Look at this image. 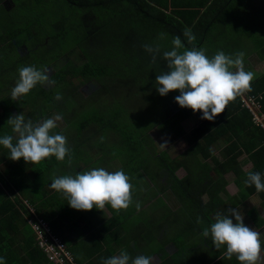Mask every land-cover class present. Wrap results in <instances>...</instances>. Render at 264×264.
<instances>
[{
  "label": "trees",
  "instance_id": "obj_1",
  "mask_svg": "<svg viewBox=\"0 0 264 264\" xmlns=\"http://www.w3.org/2000/svg\"><path fill=\"white\" fill-rule=\"evenodd\" d=\"M2 1L0 32L9 39L0 46V137L12 134L7 124L11 116L23 113L26 120L30 118L36 122L59 114L63 127L53 129L52 134L64 135L72 152L70 165L67 156L64 162L52 156L32 164L25 163L23 158L10 160L8 150L0 146V165L5 166L0 169V257L6 264L46 263L44 255L36 247L31 222L28 223L29 219L34 221L37 218L46 220L52 234L59 237L70 254L75 256L76 251L70 250L69 246L72 241L64 238L62 229L76 230L74 235L80 238L85 230L79 228L80 223L86 221L88 214L99 215V210L95 206L90 211L68 207L62 193L51 189L50 184L54 177L75 176L78 172L109 166L114 172L123 170L129 176L133 186L132 203L136 202L134 209H137V203L139 208L149 206V211L160 208L155 213L142 215L141 221L146 220L151 225L152 236L167 235L173 242L175 252L169 257L168 264H188L190 254H196V264H233L224 256L226 247L216 250L210 237L205 238L201 233L204 227H210L214 222L217 212L238 209L252 195L260 200L264 214V191L258 192L254 185L247 186L244 183L246 175L241 182L244 184L241 190L235 196H229L218 173L223 172V168L228 169L236 180L239 179V172H242L235 161L237 155L217 164L209 145L218 137L224 136L226 141L227 135L230 140L228 147L233 150L241 144L246 150L251 163L248 172H259L264 180V129L252 123L249 112L236 97L225 108L231 112L227 118L219 117V114L209 121L201 119L202 113L198 111L195 113L198 123L185 130L180 121L191 109L178 108L172 112L175 97L171 95H175L177 90L161 96L154 81L157 75L168 71L163 52L172 49V40L179 36L188 46L203 43L207 40L205 32L216 21V15L209 13L222 12L225 7H231L229 4L234 5L235 0L229 4L227 0H214V10L209 11L211 5L205 8L192 24L145 0H11L14 7L10 10L1 6ZM248 3L252 4L249 0ZM51 4L57 6L56 11ZM253 8L256 9L255 17L246 16V11L238 17L239 28L233 32H241L240 41L253 40L250 27L256 26L260 16L264 18V5L257 4ZM101 9L105 11L100 13ZM116 10L133 16L124 15L121 21H110L105 29L99 28V22L105 21ZM232 10L236 13L235 9L230 12ZM84 28L88 34L78 43L75 33ZM185 28L192 30L197 44H188L183 36ZM98 30H108V33L100 36ZM126 31L133 36L134 44L123 43L125 50L117 47V38ZM27 32L34 34L28 35ZM218 37L222 43L214 46L219 51L236 49L239 43L231 38L229 30ZM209 43L212 45L215 41ZM145 44L160 45V54L155 62L145 51ZM75 48L79 50V60L69 57L66 61H59L64 53ZM125 61L128 65L122 66L120 62ZM24 66L38 69L54 66L49 76L55 84H38L27 95L12 100L11 89L19 78L18 69ZM161 68L164 71H160ZM262 75L252 81L251 90L245 92L254 95L263 89L260 104L264 109ZM90 80H95L98 85L84 98L80 89ZM58 93L62 97L60 100L55 99ZM152 125L158 127L168 143L181 138L187 145L184 151L177 157H171L169 150L155 148L148 131ZM144 138L148 143H144ZM253 143L256 149L248 153ZM93 149H96L97 156L91 154ZM179 166L186 175L177 181L174 171ZM211 169H215L218 180H212L208 175ZM140 171L153 185L145 194L138 185L139 178H134ZM25 201L33 211L27 209ZM225 203L229 208L224 206ZM105 207L111 208L109 204ZM55 208L63 211L56 212ZM239 211L241 214L245 211L244 224L248 227L251 224L261 234V251L264 253V219L253 208ZM198 217L203 223H197ZM232 218L235 223V218ZM114 220L120 221L118 218ZM86 226L89 229L91 222ZM92 240L99 247L96 239ZM93 249L97 247L92 245L88 251ZM73 263L81 264L75 259Z\"/></svg>",
  "mask_w": 264,
  "mask_h": 264
},
{
  "label": "clouds",
  "instance_id": "obj_2",
  "mask_svg": "<svg viewBox=\"0 0 264 264\" xmlns=\"http://www.w3.org/2000/svg\"><path fill=\"white\" fill-rule=\"evenodd\" d=\"M183 36L188 44L195 41L190 28H185ZM172 45L171 50L163 52L168 71L157 75L155 84L161 96L179 90L180 95L175 97V102L181 108H189L194 114L199 111L202 113L201 119L212 121L225 111L230 100L251 90L254 74L244 70L243 52L235 53V58L223 51H217L209 58L205 49L196 47L181 52L184 44L179 36L172 40ZM143 47L155 62L160 54V45L145 44ZM232 68L236 71H231ZM18 72L19 78L11 89L12 100L27 95L38 84H55L47 68L24 66ZM61 98L59 93L55 97L56 100ZM61 120L59 114L36 122L30 118L26 120L23 113L11 116L7 124L12 134L0 137V146L8 150V158L12 161L23 158L25 163L37 164L54 156L57 161L64 162L67 156L70 165L72 152L67 146L66 137L60 133L52 134ZM244 183L249 187L254 185L258 192L264 191V180L259 172H248ZM50 187L62 193L68 205L76 210L90 211L94 206L101 210L105 204H109L119 212L132 203L133 186L123 170L110 173L104 168H94L78 172L75 176L54 177ZM136 207L139 210V203ZM230 217L235 218V223ZM243 220L244 216L238 209L217 212L214 222L210 227H204L201 234L205 238L210 237L216 250L226 247L224 256L229 260L235 255L241 264H264L261 234L246 226ZM197 223H203L201 218H197ZM152 260L151 256L144 255L133 258L120 250L118 255L102 259V264H152ZM0 264H6L3 257H0Z\"/></svg>",
  "mask_w": 264,
  "mask_h": 264
},
{
  "label": "crops",
  "instance_id": "obj_3",
  "mask_svg": "<svg viewBox=\"0 0 264 264\" xmlns=\"http://www.w3.org/2000/svg\"><path fill=\"white\" fill-rule=\"evenodd\" d=\"M145 1L151 5L159 7V9L161 8V10L165 11L167 14H172V15L174 14L175 16H177V18H183L186 21H189V23L191 24L193 23V21L195 22L198 19V17L202 14L205 8L207 9L211 5L209 11L214 10V0H145ZM227 1L228 4L231 2V0H227ZM249 1L251 3L253 2V0H249ZM257 4L259 6L264 5V0H257ZM229 5L231 7L230 8L225 7L224 11L222 12L217 11V12L209 13V15L211 14L216 15L215 18L216 21L205 32L207 36V40H203L202 41L203 43L200 44H197L196 41H194L193 43L197 44L195 46H188L187 44L183 43L184 48L180 49V51L183 52L185 49H191L192 47L202 48L206 50V55L209 58H211L217 51H219V49L214 45H210L209 42L221 41L220 38L218 37L219 34L222 35H224L225 33L227 34V31L229 30L231 34V38L232 36L241 37L239 36L241 32L238 33L233 32L234 30H237L239 28V23L237 22L238 17L240 16L238 15L239 10L235 9L234 11H236V13H232L233 10L230 12V9L234 5L231 4ZM101 11H105V10L104 9L99 10L100 13ZM124 15L131 16L132 14L125 11L123 13L117 10L115 12L112 11L111 16L109 15L105 19V21L110 22L118 19H120L121 21ZM99 25H100L99 28L105 29L109 25V23L106 24L104 21H102L101 23H99ZM250 31L253 34L254 37L253 39L255 43L252 45L250 49H247L248 50L247 52H243L242 50L239 51V48L236 47V49L227 48V52L225 51L224 53L226 55H231L233 56V58H235V53L243 52L244 70L246 72L248 71L252 72L254 74L252 81H256L260 79V77H263L262 74H264V24L261 21V19H258V22H256V26H253L252 28L250 27ZM211 37H214V39L211 40ZM252 56L253 58L251 59ZM164 63L167 64L166 61ZM162 66L163 65L161 64V67ZM230 70L236 71L235 68H232ZM256 94L263 95V89L260 88L254 95ZM178 95H180L179 90L175 92V95L172 94L171 96L176 97ZM236 97H239V95H237ZM174 106L175 108H173L174 110H172V112L178 111V108H181L175 102V98H174ZM230 115L231 112L225 110L219 115V117L225 116L227 118ZM184 116L185 118L180 121V126L182 128L184 127L185 130H190L193 126H195L198 123L196 122L198 119L192 110L190 111L189 114H185ZM148 131L152 137L154 136V134H152L154 133V131H158L160 133L156 125H152V127H150ZM226 131H230V130L227 129ZM225 137H226V141L224 136L218 137L216 140L211 142L209 147L213 151V157L215 161H217V164L226 162L227 159L232 158L233 156H235V154L237 155L235 161L237 163V166H239V170L242 172V173L239 172V179L236 180L234 174L231 172V170L228 169L224 170L223 168V172L220 171L218 173L221 174L218 176L223 180L224 185H222V187L225 190V192L229 196H235L244 185L241 182L247 175L246 172L250 170L251 163L247 157L246 150L243 149L242 145L239 144L237 145V147H234L232 150L230 147H228V143H230L229 137L227 135ZM175 142L179 144L181 143L183 147L181 150H179L180 148H174L175 151H177L176 152L177 153L176 157H177L184 151L187 145L183 143L181 138L174 141V143ZM174 143H169V144L174 145ZM153 146L157 148L154 145V142H153ZM250 147H252V150L251 148H249L248 153H252V151L256 149V145H254V143ZM207 161L209 162V160ZM178 168L182 170V173H180V177H178L174 171V177L176 178L177 181L181 180L186 175V172L184 171L182 166H179ZM178 168H176L175 170H177ZM105 169L110 173L114 172L111 166L106 167ZM208 175L212 180H216V179L218 180V176L215 173V169H211ZM136 176L139 178L138 185L141 187L142 194L151 191L153 185L150 183V180L147 177V175L144 172H139L138 174H136ZM236 181L237 183H241V185L240 184L237 185V183H235ZM238 186H240V188H238ZM251 197H254V195H252ZM251 197L246 199V202L250 200ZM135 203L136 202L131 203L127 209H121L119 212H117L112 208L104 207L103 209L99 210L98 212L99 215L91 214L90 228L88 229L86 226V224L90 222H86V221H85L86 223L83 222L79 226L81 230L85 229L84 233L80 238L75 237L74 235L75 233L73 230L65 231L62 229L64 238L71 239L72 241V245H69L70 250L72 248L76 251V254L75 256H73V258L75 260L80 261L81 264H94V263L102 264V259L109 258L113 255H118L120 250H124L133 258H134V254L138 256L148 252L152 254L151 256L153 258L152 264H168L170 261L169 257L173 255L175 252L173 242L169 240L167 235L160 234V235L152 236L153 233L150 234V232L152 231L151 225L148 224L146 220L141 221L142 215H145L147 213H148L147 215L155 213L157 210H160V208H157L154 211H149L150 207L147 206V207L139 208L138 210V209H134ZM67 206L70 207L69 205ZM55 211L57 212L63 210L60 209L57 210L55 208ZM53 218L55 217H52V219ZM115 218L120 219V221L114 220ZM75 232L77 231L75 230ZM74 238L76 239L73 242ZM92 238L96 239V242L99 244V247L97 246V244L93 242ZM74 244L78 246H74ZM92 245H95L97 249L88 251V248H91Z\"/></svg>",
  "mask_w": 264,
  "mask_h": 264
},
{
  "label": "rangeland",
  "instance_id": "obj_4",
  "mask_svg": "<svg viewBox=\"0 0 264 264\" xmlns=\"http://www.w3.org/2000/svg\"><path fill=\"white\" fill-rule=\"evenodd\" d=\"M1 6H3L6 10H10L12 7H14V3H12V1L11 0H4V1H2L1 2ZM51 6L53 7V9H54V11H56V8H57V6L55 5V4H51ZM246 6H248V8L246 9V10H244V8L246 7ZM257 6V0H253V2H252V4H249L248 3V0H235L234 1V6H232V8L231 9H237V10H239V14L238 15H242L241 13L242 12H244V11H246L247 12V15L246 16H248V17H250V16H253V17H255V8H253V7H256ZM121 7H123V6H121ZM230 9V10H231ZM131 16H133V15H131ZM235 17H236V14H235ZM44 18H46V16H44ZM259 19H261L262 20V22H263V24H264V18H262V16H260L259 17ZM106 24L107 23H109V21H104ZM99 23H101V22H99ZM0 28H1V26H0ZM103 29V28H102ZM120 29V25H119V27H118V30ZM87 31V30H86ZM85 31V28L84 29H81V30H79V31H77L76 33H75V37H76V40H77V42L79 43V42H81V41H83L84 40V38L87 36V32ZM108 30H98L97 32H99L100 33V36L101 35H103V34H106V33H108L107 32ZM27 34L28 35H32V34H34V33H30V32H27ZM234 39H236L239 43H238V45L236 46V47H238L239 48V51H243V52H247L248 50L247 49H250L251 47H252V45L254 44V39L253 40H251V41H247V42H243L242 40L240 41V40H238V38L239 37H234V36H232ZM7 39H9L8 38V36H3V34L0 32V46H2V45H4V42H7ZM102 39V38H101ZM125 40V41H124ZM102 41H103V39H102ZM127 43V45H128V43H129V45L130 46H133V44H134V38H133V36L132 35H129V33L126 31L124 34H123V36H121V37H118L117 38V47L118 46H121V48L122 49H125L126 50V48L124 47V46H122V44L123 43ZM221 41H216L215 42V44H212V45H218V44H221L220 43ZM173 46V45H172ZM172 46H171V48H172ZM263 46V45H262ZM170 49H168V50H166V51H169ZM78 55H80V53H79V50L77 49V48H75V49H73L72 51H70L69 53H64L62 56H61V58H60V60L59 61H66L67 60V58H69V57H75V58H77L78 59ZM151 55V54H150ZM255 55H257V54H255ZM135 56V55H134ZM151 57H152V55H151ZM135 58H136V60L138 61V59H137V57L135 56ZM161 58V57H160ZM253 58V56L251 57V59ZM251 59H250V61H251ZM79 60V59H78ZM139 62L141 63L142 61L141 60H139ZM121 63V65L122 66H126V65H128V62H120ZM251 65V64H250ZM53 68H54V66H50V67H47V69H48V71H49V75L52 73V71H53ZM160 71H164V69L163 68H161L160 69ZM97 82L95 81V80H90L89 81V83L88 84H86L84 87H82L81 89H80V93L82 94V96L84 97V98H86V97H88L94 90H95V88L97 87ZM145 100V98L143 99V101ZM13 112H12V114L14 115L15 114V111L14 110H12ZM0 112H1V109H0ZM38 121H42V119H39ZM58 124H59V126L57 127L58 129H60V128H62L63 127V124H62V122L60 121V122H58ZM143 127V126H142ZM152 134H154V136H153V141H154V145L158 148V149H161V150H169V152H170V154H171V157H174V156H176V152L177 151H175V149L174 148H180L179 150H181L183 147H182V145H181V143L179 144V143H177V142H175L174 143V145H171V144H169L167 141H165V139H164V137H163V135L161 134V133H159L158 131H154V133H152ZM151 137V136H150ZM154 138H155V140H154ZM144 143L146 144V143H148V141H147V138H144ZM178 150V151H179ZM91 154L92 155H95V156H97V151H96V149H93L92 150V152H91ZM5 166H4V164H2L1 163V165H0V169L1 168H4ZM77 168H80V167H77ZM141 172V171H140ZM180 173H182V170L180 169V168H178L177 170H175V174L178 176V177H180ZM138 176V175H137ZM137 176H134V178L135 177H137ZM24 204H25V206L27 207V209L31 212V211H33V208H32V206L30 205V204H28L26 201L24 202ZM172 206H173V204H171ZM224 206L226 207V208H229L228 207V205H227V203H225L224 204ZM249 208H253L254 210H255V212H256V214L258 215V216H260L261 218H263L264 219V214H263V210H262V208H261V206H260V200L259 199H257L256 197H251L250 198V200H248L247 202L246 201H244L243 202V204H241L240 206H239V210H242V211H244V210H246V209H249ZM90 215L91 214H88L87 216H86V222H90L91 221V219H90ZM243 216H244V212H243V214H242ZM232 218V217H231ZM233 219V218H232ZM30 221H31V219H29L28 220V223H30ZM234 221V220H233ZM80 224H82V223H80ZM249 226H250V228H253V226L251 225V224H249ZM257 231V230H256ZM74 233L76 234V232L74 231ZM68 250V249H67ZM69 251V250H68ZM67 251V252H68ZM68 254H69V256L71 257V261L73 262L74 261V258H73V256L70 254V252H68ZM142 255H144V256H152V254H150V253H148V252H146V253H143ZM196 254H190L189 255V259H190V262H187L188 264H196L195 262H196V256H195ZM192 256V257H191ZM261 256H262V258H264V253L261 251ZM232 263L233 264H238L237 263V261H236V256H234L232 259ZM45 262L48 264V260H47V258H45ZM45 263V264H46Z\"/></svg>",
  "mask_w": 264,
  "mask_h": 264
},
{
  "label": "built area",
  "instance_id": "obj_5",
  "mask_svg": "<svg viewBox=\"0 0 264 264\" xmlns=\"http://www.w3.org/2000/svg\"><path fill=\"white\" fill-rule=\"evenodd\" d=\"M261 95H250L246 92L239 94L240 104L247 109L252 123L264 129V109L260 104ZM35 234V243L41 254L48 260V264H74L62 240L52 234L48 223L42 219L30 221ZM68 251V252H67Z\"/></svg>",
  "mask_w": 264,
  "mask_h": 264
}]
</instances>
